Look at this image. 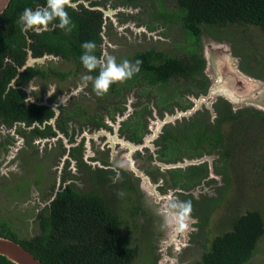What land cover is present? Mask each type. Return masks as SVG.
I'll return each instance as SVG.
<instances>
[{"label": "flooded vegetation", "instance_id": "af4514ba", "mask_svg": "<svg viewBox=\"0 0 264 264\" xmlns=\"http://www.w3.org/2000/svg\"><path fill=\"white\" fill-rule=\"evenodd\" d=\"M140 3L139 0H70L69 7L78 12H82L84 9L96 17L98 16L100 42L97 44V54L95 55L103 59L106 56H114L109 53L118 48V45L112 42V36H116V33L121 36L124 30H129L128 32L135 33V35L139 31L151 34L157 29L150 23L141 24L140 16L134 15ZM144 3L151 5L148 1ZM53 27L55 26L53 25ZM47 29L41 28L35 29V31L41 32ZM26 51L25 64L17 70V75L10 81L9 87H17L25 93V104L31 103L41 107V117L27 124L23 120H11L0 116V152L3 153L4 167L6 163L16 160L23 168V159L26 153L24 149H29V147L32 150L34 147L33 151L38 153V157L45 155L42 158L33 159L36 157L35 154L29 159L30 162L31 159L33 161L31 166L35 172L37 170L42 172L45 167V170L51 169L55 177L53 185L46 191L48 199L44 202L45 208H40L35 216L38 224L41 220L40 214L47 216L55 198L68 190L100 196L112 212L119 217L117 211L110 204L111 202L114 204L116 199L112 196V190L117 188V186H113L117 182L116 185L120 186L118 191L120 193L122 191L121 200L125 199L131 204L134 203L135 198L140 203L143 194L148 199L152 197L155 204H161L162 213L168 197L177 201H185L186 197H189L188 201L192 204L191 217L195 223L190 224L189 230L185 234H177L169 227L170 237L166 240L167 246L163 249L162 257L165 256L166 248L170 245L195 244L194 236L204 231V229L201 231L199 226L200 218L208 214L210 220L212 210L221 206L220 204L223 203L232 186L228 166L237 152L239 153L242 149L246 150L248 143L244 140L248 134L246 135V129H243L245 137L238 141H232L231 139L235 137L232 133L240 134L241 130L237 131L234 128L235 123L232 125L233 128L231 126L230 131L224 134L225 124L222 125L224 144L227 146L226 151L228 152V161L225 165L218 163L221 156L220 151L224 152L225 150H214L209 154L201 149L190 148L181 151L174 158L170 154V150L163 149V144H165L163 136L166 131L179 130L178 133L181 134L189 122L192 123L198 119L215 123L219 117L218 100L221 98L213 103V112L202 101L190 117L182 119L179 117L172 122H166L159 130V124L168 119V116L193 108L195 103L191 98L200 100L207 94L209 86L205 92L198 91L199 88L189 85V82L185 81L181 75L171 77L167 84L151 85L149 82L140 81L139 78L142 76H136L139 74L138 72L131 79L111 85L109 91L104 94L105 103L100 102L102 97L95 94L91 81L78 82V84L74 82V79L79 76V72L95 77L98 75L99 69L95 71L96 73H88L82 65L76 63L73 57L66 59L46 53L40 57H34L30 50L26 49ZM148 51L152 50L134 53L129 59L134 63L137 54ZM48 58L58 60L63 64H73L75 71L73 74L69 71L61 72L38 64ZM121 61L123 60L120 58L117 63ZM27 68L38 69L40 73L17 86L18 77ZM37 80L49 81L50 88L44 91L40 90L39 94L34 93L38 91V87L33 86ZM53 81L55 82L53 83ZM71 83H73L72 86ZM174 83H180V85L169 90ZM84 100L93 102L95 109L92 114L83 113L82 118L79 105L81 106ZM182 100L183 102H181ZM238 110L232 109L234 113ZM213 113H215V117L212 116ZM211 117H214L213 120ZM212 155L215 158L213 173H211L210 165L206 161H201L204 157ZM122 158L127 161L129 171L124 169ZM185 162L184 166L175 167V165ZM221 170H224V173L229 176V185L224 181V174ZM37 173L39 174L38 171ZM188 175L191 176L190 179ZM86 179L91 181L88 190H84L82 182ZM134 181L138 182L137 186L140 189L134 187ZM34 183L33 185H35ZM27 187L28 185L21 186L19 190L23 191L24 188L27 190ZM205 187H207V193L204 191ZM32 190L29 198L32 197ZM138 190H141V195ZM197 192H199L198 195H205V199L197 201L195 199ZM20 200L23 201V198ZM27 201L25 199V203ZM31 203L39 204L41 202L38 197H34ZM140 205L142 206V203ZM236 213L228 215L227 223H223L226 226L225 229L230 226V221ZM120 221L122 223L121 219ZM202 246L206 245L202 244ZM205 251L206 247L203 253Z\"/></svg>", "mask_w": 264, "mask_h": 264}, {"label": "trees", "instance_id": "16d2710c", "mask_svg": "<svg viewBox=\"0 0 264 264\" xmlns=\"http://www.w3.org/2000/svg\"><path fill=\"white\" fill-rule=\"evenodd\" d=\"M142 1H148L154 8L156 6V14L153 15L156 20L163 19L165 23L175 22L181 26L183 44L177 46L182 50V55L178 56L153 50L137 54L134 60L142 61L139 74L136 75L142 76L140 81L159 86L160 83H169L171 77L181 75L189 85L205 92L210 82L203 73L205 61L200 39L204 32L216 41L231 43L233 54L240 59L239 67L244 73L254 78H264V57H261L260 50L261 42L264 47V0ZM45 3L46 0H11L0 16V116L23 120L27 124L41 117L42 109L31 103L25 104V93L17 87H9L17 70L25 64L26 49L34 57L45 53L66 59L73 57L77 64L82 65L81 45L86 41H94L96 45L100 42L98 16L84 9L78 12L69 6L66 11L75 24L71 32L52 28L58 21L49 24L48 29L41 32H22L17 21L23 10L35 9ZM255 34L256 37L263 36L258 47L253 42ZM239 35L244 40V50L238 46ZM94 54H97L96 50ZM254 62L256 67L251 66ZM38 73V69L27 68L18 77L16 85L27 82ZM218 102L219 117L215 123L198 119L189 122L181 134L179 130L166 131L163 149L170 150L174 158L190 148L201 149L209 154L214 150H225L220 151L218 160L219 164L225 165L228 152L222 125L229 122L234 125L241 121L250 123L245 126L248 134L244 140L246 143L258 140L262 135L264 137V112L244 107L234 113L226 100L221 98ZM261 169H264V164ZM221 172L229 185V176L224 170ZM50 206L47 216H39V235L21 240L6 222L0 220V237L19 243L44 264H133L138 248L131 245L128 236L122 234L119 217L100 196L68 190L59 194ZM200 221L199 226L203 231L209 221L208 214ZM263 237L264 215L259 209L237 212L230 226L210 241L201 260L193 264H249ZM0 264L12 263L0 256Z\"/></svg>", "mask_w": 264, "mask_h": 264}, {"label": "rangeland", "instance_id": "374dc122", "mask_svg": "<svg viewBox=\"0 0 264 264\" xmlns=\"http://www.w3.org/2000/svg\"><path fill=\"white\" fill-rule=\"evenodd\" d=\"M155 9L156 6L154 8V6L146 4L141 0L139 8L137 6V9L134 12V15L137 14L138 17L140 16L141 24L150 23L157 27V29H155L153 33L149 34L139 31V33L137 32V35H135V33L128 32L129 30H124L122 33L123 35L118 36L116 33V36H112V42L117 44L118 48L111 51L109 54L114 55L115 58L118 56L116 58L117 62L120 58L121 60L127 59L131 61L129 58H131L134 53L149 49L154 50L155 52H161L172 56L182 55V50L178 49L177 47L181 45L180 43H182L183 39V30L181 26L175 22L165 23L163 19L156 20L153 17V15L156 14ZM126 32L128 33L125 34ZM256 36L257 34H255L253 42L258 47V43H260L263 36ZM238 39V46H241L244 50L246 46H244L243 38L239 35ZM200 40L203 56L204 48L206 46L210 47L209 44H213V41L215 40L205 32L202 34ZM228 44L231 45L229 41ZM260 50L261 57H264V47L262 48V42ZM231 53L234 56L232 47ZM237 63L238 65H240L239 58H237ZM38 64H43V67L49 66L50 68H54L56 69V71L61 72L69 71L73 74V72L75 71V66L73 64H63L58 60H52V58L40 61V63ZM251 66L256 67L255 62L254 64H251ZM78 75L79 76L74 79L75 84H78V82H84V73L79 72ZM259 80L261 82H264V78ZM54 82L55 81H53V83ZM49 83V81H35L33 83V86L38 87V91H35L34 93L39 94L41 93L40 90L44 91L47 88L49 89ZM72 84L73 83H71V86ZM179 85L180 83H174L171 85L169 90H171V88L173 89L175 87H178ZM101 97L102 100L100 102L106 103V97H104V95H102ZM218 98H222V96H219ZM110 99H108V101H110ZM191 100H193L195 103V106H193V108L184 112L178 111L176 114L168 116V119L159 124L160 127L158 129L160 130L161 126L164 123L170 121L172 122L179 117L180 119H182L183 117H190V115L195 112L194 110H196V108H198L202 103V101L198 98L193 97L191 98ZM181 102H183V100ZM204 102L205 106L213 112L212 105L214 102L211 103L210 100ZM94 105L95 104L93 102L90 103L84 100L81 106L79 105V108L81 109L79 110L81 112V117L83 118V113H94ZM230 105L233 110H237L233 108L234 105H232L231 103ZM259 111L264 112V109ZM212 116L215 117V113H213ZM214 117H211L212 120ZM232 125L233 124L231 122L225 124L223 128L224 134H227L230 131L229 129ZM248 125H250V123L246 124L242 121L237 122L234 128L237 131H241L240 134L237 132H233L232 134L235 135V137H233L231 140L238 141L240 140V138H244L245 136H243V129H246L245 126ZM249 134L251 136L254 135V133ZM246 145V150L242 149L239 152H244L243 154H239L237 152V155H235L231 159V164H229L228 166V174L232 178V186L230 187V190L228 191L223 203L220 204L221 206L216 207L214 208V210H212L211 218L207 227L204 228L203 233H198L194 236V241H196L195 244H189L187 246L185 244H181L180 246L170 245L166 248L165 256L163 257V249H165V247L167 246L166 240L170 237V229L165 225V217L161 211V204H155L152 197H149L150 199H148V197L146 198L141 193V190H138V192L140 191L139 195L142 194L141 196H143L142 200H140V203L139 200H135V195L133 194L134 203L129 204L125 199H120V194L122 193V191L121 193L118 191L120 186L116 185L117 182L113 185L117 186V188L112 190L113 195H111L118 200L116 201L115 199V205L112 202L110 204L112 208L117 211V214L122 220L121 230L123 235L128 236L131 239V245L137 246L138 248V255L135 258L133 264H192L194 262H198L201 260L202 253L205 247L209 246L210 241L215 236L222 234L227 229H225L226 226H224L223 223H227L226 221L228 220V215H233L234 212L244 213L247 210L253 209H259L264 215V169H261L264 164L263 135L260 136L258 140L249 141V143ZM35 148L39 151L37 147ZM24 150H26V153L23 159V168L21 164H19V162H16V160L11 161L10 163H6V166L4 167L3 153L0 152V220H3L4 222L6 221L12 232H14L21 240H26L40 234V228L38 226V221L35 219V216L40 208H45L44 202L48 199V194L46 191H48V188L53 185L55 178L51 169L45 170L44 167L42 169V172H40L41 170H37L39 172L38 174L37 171L35 172V169L31 166L33 161L32 159L31 162L29 161V159L31 158L30 156H34L36 154V157L33 159H37L42 158L45 155H42V157H38V153H36V151H33L35 150L34 147L33 150L30 147L29 149ZM213 157V155L206 156L201 160L206 161L210 165L211 173H213V160L215 159ZM122 161L124 162V169L129 171L127 161L124 158H122ZM184 164H186V162L183 164H179V166H183ZM33 182H35V185H33ZM82 182L84 184V190H88L91 181L86 179L82 180ZM24 185H28L27 190L26 188H24L23 191L19 190L21 186ZM137 185L138 182L134 181V187L140 189ZM206 188L207 187H205L204 189L205 193H207ZM31 190L32 197L29 198ZM198 194L199 192H197L195 196V199L197 201L201 200L202 198L203 200L205 199V195L203 196ZM34 197H38L39 202H41L43 206L41 203H31ZM22 198L23 201L20 200ZM25 199L28 200L26 203ZM188 199L190 198L186 197L185 201H188ZM141 203L142 206L140 205ZM204 242L206 245L205 247L202 246ZM249 264H264V237L257 246L255 255Z\"/></svg>", "mask_w": 264, "mask_h": 264}, {"label": "clouds", "instance_id": "9594fccd", "mask_svg": "<svg viewBox=\"0 0 264 264\" xmlns=\"http://www.w3.org/2000/svg\"><path fill=\"white\" fill-rule=\"evenodd\" d=\"M69 5L70 0H46L44 5H38L35 9L25 8L17 23L20 25V30L26 33L35 29H47L49 24L58 21L54 25L55 27L71 32L75 28V24L66 11V7ZM96 47L94 41L84 42L81 45L80 62L88 73L99 69V73L95 77L91 75L83 77L84 81L92 82L93 91L97 96L106 94L111 85L131 79L134 74L140 71L142 61L136 60L133 63L125 59L117 63L114 56L100 59L94 54ZM191 212L190 201H177L168 197L163 208L165 225L172 228L177 234H185L189 230L190 224L195 223Z\"/></svg>", "mask_w": 264, "mask_h": 264}, {"label": "water", "instance_id": "95a60500", "mask_svg": "<svg viewBox=\"0 0 264 264\" xmlns=\"http://www.w3.org/2000/svg\"><path fill=\"white\" fill-rule=\"evenodd\" d=\"M10 2L11 0H0V16L8 8ZM213 42L209 44L210 47L204 48V72L210 79V86L207 94L200 100H210L213 103L219 96H222L234 105V109L244 107L264 109V82L240 69L237 58L231 53V45L227 41L215 40ZM0 256L5 257L12 264H44L19 243L6 237H0Z\"/></svg>", "mask_w": 264, "mask_h": 264}]
</instances>
